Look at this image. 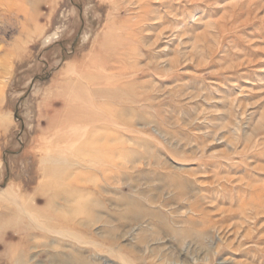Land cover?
<instances>
[{
    "label": "rangeland",
    "instance_id": "obj_1",
    "mask_svg": "<svg viewBox=\"0 0 264 264\" xmlns=\"http://www.w3.org/2000/svg\"><path fill=\"white\" fill-rule=\"evenodd\" d=\"M0 264H264V0H0Z\"/></svg>",
    "mask_w": 264,
    "mask_h": 264
}]
</instances>
